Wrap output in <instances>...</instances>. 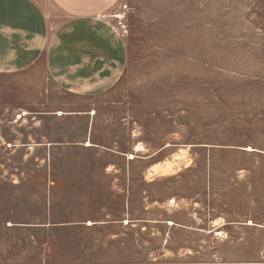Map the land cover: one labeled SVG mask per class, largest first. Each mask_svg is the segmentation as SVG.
Returning <instances> with one entry per match:
<instances>
[{
  "label": "rangeland",
  "instance_id": "374dc122",
  "mask_svg": "<svg viewBox=\"0 0 264 264\" xmlns=\"http://www.w3.org/2000/svg\"><path fill=\"white\" fill-rule=\"evenodd\" d=\"M103 16L128 49L107 90L69 92L43 59L0 72V264L264 259V0Z\"/></svg>",
  "mask_w": 264,
  "mask_h": 264
},
{
  "label": "crops",
  "instance_id": "0c3cea01",
  "mask_svg": "<svg viewBox=\"0 0 264 264\" xmlns=\"http://www.w3.org/2000/svg\"><path fill=\"white\" fill-rule=\"evenodd\" d=\"M51 1L67 14L54 28L41 0H0V72L20 71L43 59L69 92L107 90L124 72L128 57L124 37L103 16L117 0ZM222 264H264V259Z\"/></svg>",
  "mask_w": 264,
  "mask_h": 264
},
{
  "label": "bare ground",
  "instance_id": "6f19581e",
  "mask_svg": "<svg viewBox=\"0 0 264 264\" xmlns=\"http://www.w3.org/2000/svg\"><path fill=\"white\" fill-rule=\"evenodd\" d=\"M121 16V15H120ZM91 142H88V144H90Z\"/></svg>",
  "mask_w": 264,
  "mask_h": 264
}]
</instances>
